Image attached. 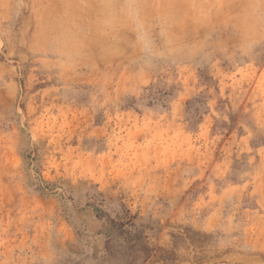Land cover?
Segmentation results:
<instances>
[{"label": "rangeland", "instance_id": "1", "mask_svg": "<svg viewBox=\"0 0 264 264\" xmlns=\"http://www.w3.org/2000/svg\"><path fill=\"white\" fill-rule=\"evenodd\" d=\"M144 4L147 63L100 0H0V264H98L131 217L142 264H264V0Z\"/></svg>", "mask_w": 264, "mask_h": 264}, {"label": "clouds", "instance_id": "2", "mask_svg": "<svg viewBox=\"0 0 264 264\" xmlns=\"http://www.w3.org/2000/svg\"><path fill=\"white\" fill-rule=\"evenodd\" d=\"M100 23L107 29H125L132 37L133 45L146 63L160 58L163 52L157 44V36L147 19L144 0H100ZM167 25L161 22L159 37L167 38Z\"/></svg>", "mask_w": 264, "mask_h": 264}, {"label": "trees", "instance_id": "3", "mask_svg": "<svg viewBox=\"0 0 264 264\" xmlns=\"http://www.w3.org/2000/svg\"><path fill=\"white\" fill-rule=\"evenodd\" d=\"M88 206H92L99 220L110 219L95 200ZM110 222L105 233L103 256L98 264H142L146 261L150 253L142 243L143 232L134 223V218L126 221L110 219Z\"/></svg>", "mask_w": 264, "mask_h": 264}]
</instances>
